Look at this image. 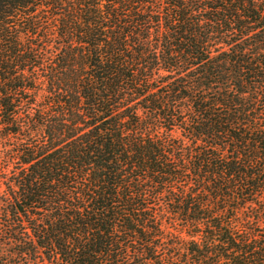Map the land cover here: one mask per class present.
Returning a JSON list of instances; mask_svg holds the SVG:
<instances>
[{
    "label": "trees",
    "instance_id": "obj_1",
    "mask_svg": "<svg viewBox=\"0 0 264 264\" xmlns=\"http://www.w3.org/2000/svg\"><path fill=\"white\" fill-rule=\"evenodd\" d=\"M0 264H264V0H0Z\"/></svg>",
    "mask_w": 264,
    "mask_h": 264
}]
</instances>
